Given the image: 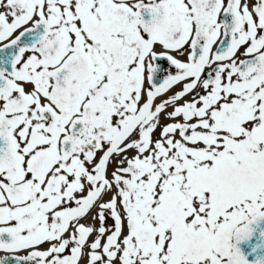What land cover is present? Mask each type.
<instances>
[{
    "label": "snow or ice",
    "instance_id": "snow-or-ice-1",
    "mask_svg": "<svg viewBox=\"0 0 264 264\" xmlns=\"http://www.w3.org/2000/svg\"><path fill=\"white\" fill-rule=\"evenodd\" d=\"M260 220L264 0H0V264H250Z\"/></svg>",
    "mask_w": 264,
    "mask_h": 264
},
{
    "label": "water",
    "instance_id": "water-1",
    "mask_svg": "<svg viewBox=\"0 0 264 264\" xmlns=\"http://www.w3.org/2000/svg\"><path fill=\"white\" fill-rule=\"evenodd\" d=\"M262 231H264V220L253 225L252 236L238 245L250 264H254L257 257L264 259V238L260 236Z\"/></svg>",
    "mask_w": 264,
    "mask_h": 264
}]
</instances>
